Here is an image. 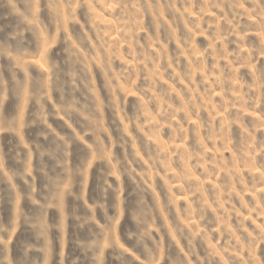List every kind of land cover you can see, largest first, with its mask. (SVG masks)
Segmentation results:
<instances>
[{"label": "rangeland", "instance_id": "rangeland-1", "mask_svg": "<svg viewBox=\"0 0 264 264\" xmlns=\"http://www.w3.org/2000/svg\"><path fill=\"white\" fill-rule=\"evenodd\" d=\"M0 264H264V0H0Z\"/></svg>", "mask_w": 264, "mask_h": 264}]
</instances>
